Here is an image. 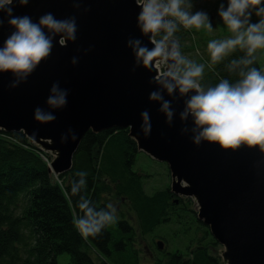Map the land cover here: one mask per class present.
I'll list each match as a JSON object with an SVG mask.
<instances>
[{
  "label": "water",
  "instance_id": "1",
  "mask_svg": "<svg viewBox=\"0 0 264 264\" xmlns=\"http://www.w3.org/2000/svg\"><path fill=\"white\" fill-rule=\"evenodd\" d=\"M13 8L15 15H28L34 21L47 12L57 19L75 15L79 31L76 42L67 47L60 46L57 37L51 57L19 87L9 88L12 73H0V132L22 133L51 154L49 172L59 176L72 170L88 133L128 130L140 153L168 166L172 194L193 201L199 221L222 247V264H264V156L246 147L233 152L208 142L195 145L191 133L181 134L183 99L172 100L167 94L176 116L171 127L166 123L160 104L149 100L156 90L149 80L156 71L132 70L135 58L128 39L140 38L153 47L137 27V0H84L79 12L71 0H30L26 7L14 4ZM84 8L90 11L85 13ZM0 17L2 47L14 29L5 14ZM87 49L91 51L85 54ZM73 57L79 61L75 66ZM57 81L69 91L68 104L51 110L46 100ZM37 107L53 111L56 120L37 121ZM144 110L150 114V135L141 128ZM187 126H193L191 120ZM69 129L77 139L73 141L69 134L62 142ZM158 247L162 250L163 242Z\"/></svg>",
  "mask_w": 264,
  "mask_h": 264
},
{
  "label": "trees",
  "instance_id": "2",
  "mask_svg": "<svg viewBox=\"0 0 264 264\" xmlns=\"http://www.w3.org/2000/svg\"><path fill=\"white\" fill-rule=\"evenodd\" d=\"M189 32L181 27L176 36L182 42ZM205 49L188 51L203 63L197 51ZM243 55L237 50L223 62L205 66L203 83L214 86L221 78L234 82L237 77L226 65ZM254 66L264 68L262 59ZM50 161V154L24 134L0 132V264H142L140 239L153 264H222L220 245L199 221L191 199L177 198L170 186L147 192L146 180L153 176L136 170L140 162L168 166L140 153L128 130L88 133L67 174L51 175ZM81 171L87 173L81 195L98 209L114 205L115 197L125 201L137 226L120 211L115 224L84 239L73 224V214H80L79 196L71 194ZM22 194L29 206L23 216H16L12 207Z\"/></svg>",
  "mask_w": 264,
  "mask_h": 264
},
{
  "label": "clouds",
  "instance_id": "3",
  "mask_svg": "<svg viewBox=\"0 0 264 264\" xmlns=\"http://www.w3.org/2000/svg\"><path fill=\"white\" fill-rule=\"evenodd\" d=\"M30 0H0V13L8 18L9 26L14 29L0 47V73H12L14 80L9 88H17L26 83L42 62L48 60L55 47L54 41L67 47L75 43L79 31L75 15L57 19L47 12L34 21L28 15H15L13 5L26 7ZM74 9L79 12L84 0H71ZM140 8L137 14V27L142 36H147L153 45L149 48L140 38L130 37L127 47L135 58L133 72L140 67L156 71L149 80L156 85L150 92L149 100L160 104L159 111L165 115L166 123L171 127L176 111L172 100L183 99L184 108L179 113L185 124L181 134H192V142L200 146L203 142L217 144L223 150L233 152L246 147L258 150L264 156V68L256 65L264 53V0H228L227 7L220 4L218 15L232 34L225 39H213L207 44L212 64H219L240 50L244 53L231 59L226 65L229 74L237 79L233 82L221 78L213 85H205V65L185 56L180 50V41L176 33L185 30L206 29L213 31L209 15L204 11L193 12L191 0H137ZM83 11L89 12V8ZM259 18L252 22V15ZM4 20L0 17V28ZM91 49L85 50V54ZM73 57V66L78 64ZM163 67V70L161 69ZM165 94L172 100L166 99ZM69 91L62 89L57 81L52 84L46 104L51 110H60L68 104ZM142 131L150 135L152 131L150 114L141 112ZM35 119L41 122L55 121L53 111L41 107L35 109ZM191 120L192 127L187 126ZM77 139L72 129L61 136L67 142L68 135ZM264 163V161H261ZM259 166V165H257ZM79 180L71 184V194L79 196L77 208L80 214H73V224L84 238L96 237L109 225L117 222V209L108 203L105 208H97L84 195L86 172H78Z\"/></svg>",
  "mask_w": 264,
  "mask_h": 264
},
{
  "label": "rangeland",
  "instance_id": "4",
  "mask_svg": "<svg viewBox=\"0 0 264 264\" xmlns=\"http://www.w3.org/2000/svg\"><path fill=\"white\" fill-rule=\"evenodd\" d=\"M193 3V8L191 9L193 12L196 11H204L206 12L211 20V23L213 25V31L209 32L206 29L196 30L195 28L191 29L192 34L189 32L184 37V40L180 42V50L181 52L187 56L189 59L195 58L197 55L193 56L192 51H188L189 49H195L197 46H199L200 49H205L206 52H200L197 51L202 58L201 60L205 59V66L213 65L211 63V57L207 50V44L210 40L213 39H225L230 37L232 34L227 29V27L223 24V21L221 17L218 15V9L221 3L227 7L228 0H191ZM259 18L255 16V13L252 15V22H258ZM199 33V34H198ZM199 37H198V35ZM228 34V35H227ZM192 35V36H191ZM194 35V36H193ZM201 40V41H200ZM263 55V56H262ZM260 60L262 59L263 67H264V53H260ZM200 60V58L197 60V62ZM207 60V61H206ZM203 62V63H204ZM164 67V66H163ZM163 67L161 66V70H163ZM51 161L54 159V157L50 154ZM141 165L139 168H136V170H139L144 172L146 175L153 176L152 178L146 180V190L149 194H152L156 190L164 189L167 186H171V176L169 177V169L167 170L165 165H156L153 164L152 161L149 163L140 162ZM158 163V162H157ZM163 164V163H159ZM28 197H26V194H22L19 197L18 203L14 204L12 207V210L14 211L16 216H23L24 212L29 206V202L27 200ZM114 206L117 209V212L125 213L134 223L135 226H137V220L133 212L130 211V208L126 205L125 201H121L118 198L115 197ZM194 204V203H193ZM195 208V205H194ZM119 213V215H120ZM140 249L142 252L141 260L142 264H153L154 259L151 257V254L148 251L147 244L144 243L143 240L140 239ZM174 247H170V251H173ZM222 251V247L220 246L217 249V252L220 256V252ZM222 261V259H221Z\"/></svg>",
  "mask_w": 264,
  "mask_h": 264
}]
</instances>
